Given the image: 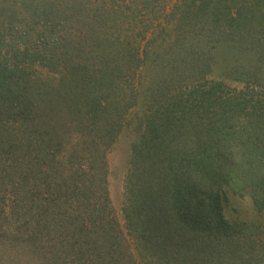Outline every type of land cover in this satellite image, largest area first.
I'll list each match as a JSON object with an SVG mask.
<instances>
[{"label": "trees", "instance_id": "trees-1", "mask_svg": "<svg viewBox=\"0 0 264 264\" xmlns=\"http://www.w3.org/2000/svg\"><path fill=\"white\" fill-rule=\"evenodd\" d=\"M209 21L264 52V0H0V264H264V224L223 201L264 212V82H204L211 50L183 46ZM133 113L122 224L108 156Z\"/></svg>", "mask_w": 264, "mask_h": 264}, {"label": "rangeland", "instance_id": "rangeland-1", "mask_svg": "<svg viewBox=\"0 0 264 264\" xmlns=\"http://www.w3.org/2000/svg\"><path fill=\"white\" fill-rule=\"evenodd\" d=\"M202 26V24L200 23ZM200 26V27H201ZM216 24H213L209 21L206 25L203 26L200 30V36L194 40L191 38L193 34L187 35V40H184V51H188V45L196 46L195 53H201L203 56L205 52L211 50L210 53L213 54L215 65L212 67V73L209 72L205 75V81L209 85L218 84V79H225L222 84L220 83L218 93L224 97L229 95L233 88L241 89L243 84L237 81H232V76L228 74V68H235L244 66L247 69H252L253 71L258 69L257 75L261 77V81L264 82V52L261 54H255L253 52L245 53V46L253 45L257 41L255 35L251 36L253 29L247 31L249 37L244 36L245 42L242 43L243 46H238L236 48L232 47V44L229 45L221 42L220 45L215 48L214 44L218 41L216 34L220 32L216 28ZM257 31V28L255 29ZM197 34V31L194 33ZM206 35H208L209 40H206ZM212 36V38L210 37ZM184 38V37H183ZM198 43L196 45L195 43ZM171 42H167L164 46L169 45ZM235 45V44H234ZM187 46V47H186ZM198 46V47H197ZM245 53V54H244ZM257 53H260L257 51ZM254 55V56H253ZM260 55V56H258ZM42 75H50L47 70H40ZM214 82V83H213ZM149 85H146L148 88ZM145 88V89H146ZM136 113V112H135ZM135 113L130 115L127 128L124 130L123 134L111 149L108 159H109V189L111 199L116 210L117 217L120 222L123 224V202H124V193H125V184L126 177L128 173V161L130 155L131 144L135 139L136 129L134 127V117ZM224 214L227 219L233 222H259L264 224V212L259 213L248 195H238L231 188H225L224 195Z\"/></svg>", "mask_w": 264, "mask_h": 264}]
</instances>
